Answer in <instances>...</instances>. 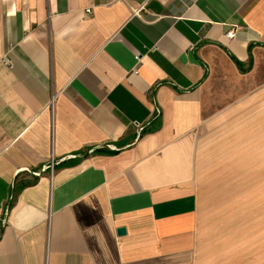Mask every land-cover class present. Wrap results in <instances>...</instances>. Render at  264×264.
<instances>
[{
    "label": "crops",
    "instance_id": "0c3cea01",
    "mask_svg": "<svg viewBox=\"0 0 264 264\" xmlns=\"http://www.w3.org/2000/svg\"><path fill=\"white\" fill-rule=\"evenodd\" d=\"M143 3L0 0V264H264L199 183L264 162V0Z\"/></svg>",
    "mask_w": 264,
    "mask_h": 264
},
{
    "label": "rangeland",
    "instance_id": "374dc122",
    "mask_svg": "<svg viewBox=\"0 0 264 264\" xmlns=\"http://www.w3.org/2000/svg\"><path fill=\"white\" fill-rule=\"evenodd\" d=\"M256 133L257 131L250 130L251 145L246 151L251 153L250 158L257 157L252 155L258 149L252 143L258 138ZM230 149L231 147L219 145L217 152L207 155L208 160L200 163L199 183L203 207L205 206L203 210L208 216H221L222 213L241 212L231 210V207L233 204L234 208H241L236 203L243 202L244 212L249 213L253 221L258 218L264 220V162L230 160L242 157L240 154L243 152L241 147L240 151ZM256 226L252 225L251 231Z\"/></svg>",
    "mask_w": 264,
    "mask_h": 264
},
{
    "label": "built area",
    "instance_id": "2783aa9c",
    "mask_svg": "<svg viewBox=\"0 0 264 264\" xmlns=\"http://www.w3.org/2000/svg\"><path fill=\"white\" fill-rule=\"evenodd\" d=\"M117 1L127 4L130 7V9H131V16L132 17H139V18L141 17L142 12L144 11V8H145V5H146L145 3H143V4H138L136 6H132L131 5V0H117ZM86 12L89 13L90 10L87 9ZM234 31H235V29H234V27H232L225 34V37L227 39L233 38ZM4 62L7 63V61H4ZM52 102H53V99H51V102H50V105H49L50 107L52 106ZM54 166H55V163L51 160L50 163L46 167V170L49 171L51 176H52V173H53Z\"/></svg>",
    "mask_w": 264,
    "mask_h": 264
},
{
    "label": "water",
    "instance_id": "95a60500",
    "mask_svg": "<svg viewBox=\"0 0 264 264\" xmlns=\"http://www.w3.org/2000/svg\"><path fill=\"white\" fill-rule=\"evenodd\" d=\"M117 234L118 235H124L125 234V229L124 228L117 229Z\"/></svg>",
    "mask_w": 264,
    "mask_h": 264
}]
</instances>
